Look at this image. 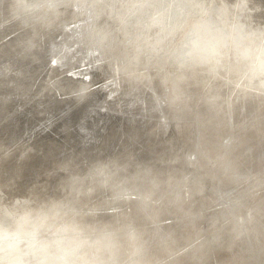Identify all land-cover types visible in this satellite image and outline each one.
I'll list each match as a JSON object with an SVG mask.
<instances>
[{
    "label": "rangeland",
    "instance_id": "374dc122",
    "mask_svg": "<svg viewBox=\"0 0 264 264\" xmlns=\"http://www.w3.org/2000/svg\"><path fill=\"white\" fill-rule=\"evenodd\" d=\"M62 2L67 5L66 7L63 4V7L60 9L61 15H63L62 17L64 18L61 17L60 20L55 18L46 29L31 30L24 29L18 23L12 21L9 13L5 14L4 12L6 8L4 6V0H0V108L3 105L2 100L5 101L8 99L7 97H10L5 101L7 103L9 102L5 108L6 112L9 107L13 108L14 105H16L20 108L19 111L21 115H25L27 126H33L37 123V127L31 136L32 139L29 142L14 144L9 140L13 135L21 131V125L23 124L22 119L18 120V118L15 117H8L5 112L0 118V185L13 186L17 189L18 194H22L27 188L31 187L32 184H47V186L55 187L59 178H49L47 173L51 172L55 166L62 161L72 159L83 168L87 162L96 159L107 157L119 158V160H122V163L126 162L125 164L128 166L130 174H135L138 171L144 173L148 178V183L137 186V188H135V186L127 188L120 200L113 199L110 192H97L92 197V203L94 206L98 207L99 211L104 213L106 218H131L145 228L149 239L152 241L156 264H264V94L262 91L248 85L245 82L246 78L244 79V75H237L238 69L233 66L232 73L228 74L218 71L211 72V76L208 75L209 77H207V72L205 71H197L188 74L186 78L195 79L196 76L202 72L206 79L205 82H199V87L197 89H201L197 92L200 94L197 92H195V95L196 93L198 94L197 96L192 94L194 99L197 100L199 98L197 101H191V98L187 100L185 95L177 94L182 97V100L186 99V103H189L186 105L190 108L189 112L191 113V117L189 119L184 118L183 113H186V111L179 112V105H170V103H177L179 100L173 98L175 95L170 93L169 89L172 88L171 85H169L167 89L163 86V78H161L160 82L162 83L160 84L161 88L165 90L162 89V94L160 93L162 98L160 94H157V91L153 92L155 88L152 83L156 71L157 74L160 71L164 77L165 74L171 73L169 67L159 64L161 67L160 69L157 63H149L148 61V63H146V61H141V64L144 65L140 64L137 67H133L126 58L125 49L118 35L113 38V40L117 41L113 42L112 40L104 46H94L86 40L85 33L81 32L82 29L80 30V28H82L80 25L86 23V18L78 7V0H62ZM222 2L226 4L229 3L227 7L232 9L230 4L232 2L231 0H223ZM256 2H258V0H254L253 4ZM215 3L216 0H205V6L210 10H213L212 6ZM68 6L71 9H69ZM237 8V11L232 9V13L237 15L233 14L235 16V24L243 22V27L245 28V26L247 27L253 23V18L249 17L248 19L250 22L246 25L247 21H249L247 19L248 15L246 14L247 17H243V11L241 8H239V10ZM222 9L225 10L223 5H221L220 10L223 11ZM2 13L4 15H2ZM226 17L228 16L226 15L225 18ZM238 17L242 21L238 20ZM104 19L107 20V18L102 17V24L96 22L98 24L97 26L103 27L110 25V21L107 20V23ZM226 19L232 21L230 17ZM255 21L256 20H254L252 24L254 26L256 23ZM240 25L242 27L241 23L239 26ZM256 26H258V24H256ZM247 29L249 28L247 27ZM24 33H26V35L20 38ZM69 35L70 38L68 37ZM83 35H85V38ZM65 37H68V40L67 42L65 41L67 47L65 46L66 51L64 50L65 52L62 54V58L65 60L61 66L57 64L61 58H56V61L54 60L55 62H53L50 51L52 48L51 45L54 42L62 38L66 39ZM75 40L76 42H74ZM69 41L71 43L73 42L75 45L71 44ZM26 46L27 49L23 51ZM40 46L43 58L37 52ZM67 48H70L72 52L69 49L67 50ZM9 50L15 51L10 52ZM104 53L105 55L103 56ZM65 56H68L70 59H68V57L65 58ZM65 62L67 64L64 66ZM122 64L123 67H121ZM114 66L115 68H113ZM109 67L111 70L114 69L115 71H111ZM143 67H145V69ZM146 68H148L149 71L148 69L146 70ZM108 77H110V79ZM116 82L117 85H115ZM204 85L208 88V93H211L208 100L209 102L211 101L210 104L213 103V107L208 109H205L203 104H201L200 95L202 97ZM21 87L25 90H21ZM146 87L147 89H145ZM222 88L227 90L223 91ZM131 89L134 90L132 91ZM147 90L152 94H150L149 97L145 94ZM186 92H188V88ZM97 94L99 96L104 94L105 99H100L98 103L97 101L99 98ZM122 94L123 97L121 96ZM125 94H127V96H125ZM144 94L146 95L144 98L148 103L145 104L146 106L144 105V110L146 109V114L144 115L146 116L143 115V121L149 119L148 117L151 113L147 111L150 110L152 103L154 104L155 102L152 108L157 111L155 114L158 113L155 118L157 125L155 129L153 124L149 122L151 124L145 125L140 133L146 136L147 133L153 130L154 136L156 137L157 134L160 141H162V144H160L161 146L163 145L162 147L157 144L151 146L152 143L156 141L154 138H152V141L149 140L152 136H148L147 143L140 142L137 137L138 127L136 125L127 124L130 123L133 118L128 115L112 112L113 110L108 108L112 99L113 101L119 99V101L123 103L128 102L131 97V99H139V96L142 95L143 97L145 96ZM49 95H55L56 98L53 97L54 99L51 98L47 101L45 98L49 97ZM88 95L90 97H88ZM130 95L131 97H129ZM120 98L125 101H122ZM74 100L82 102L84 108L82 110L78 109V104H76ZM55 101L56 103H54ZM159 101L161 102L159 103ZM133 102H135V99L131 101V103ZM168 103L169 107L166 106ZM193 104H195V106ZM247 104L253 105V112L248 115L245 106ZM97 105L100 113H102V117L99 116ZM172 106H178V108H171ZM191 107H194V109ZM196 107L199 108L200 112H209L211 110V112L216 113V115H220V119L211 117L208 113L204 114H207L209 120H207L206 117L201 118ZM2 111L4 110L2 109ZM30 112H32V114ZM77 112L81 114L76 116L75 114H77ZM195 113L197 116H195ZM171 114L172 116H170L169 119V115ZM74 115L76 116L74 127L78 135L77 137L79 138V151L71 145L73 143L68 142L69 147L64 145L65 143L62 142L63 137L60 135L59 129L52 127L55 123H58L60 126L64 125V123L66 124L67 120ZM94 116L98 117L97 121L93 118ZM106 117L116 118L118 124L115 123V125L123 127L128 126L134 131L126 132L123 130L116 133L108 132L109 130L105 125L108 120ZM236 117L238 119H236ZM9 119L14 120L13 122L11 121L13 123L11 127L9 125V123H11ZM86 120H93L92 125H86ZM170 120L176 121L171 123ZM204 121L209 122L205 127H201V129L204 130L203 134H209L210 138H213L212 134H210L214 128L212 125L216 122L218 123V128L220 129L214 133L217 141L219 140L218 146L213 147L205 142L207 138L203 140L200 138L199 126H202ZM225 121H227V124ZM250 121L252 122L248 123ZM78 123L86 126V131L84 132L85 140L80 138L79 129L77 127ZM161 126L165 127L162 128ZM72 128L73 127L70 126L68 130ZM188 128L191 129L192 135H190L189 139L185 136L183 139L182 135ZM98 130H101L102 135L106 134L105 136H107L104 140L107 141L104 142V144L106 143L105 145H101L100 143L102 142V137L98 134ZM166 132L168 133L166 134ZM110 133L114 136L113 138H111L112 136ZM117 134L130 135L129 137H131V140H126L124 142L117 138L115 140V135ZM165 134L166 136H164ZM92 135L97 139L94 137L95 142L90 143L89 137ZM165 138L168 139L166 140ZM179 138L182 141L184 140L185 150L187 151H181V148L177 150L175 148L177 146L173 147L170 153L169 151L167 152L166 158L168 159L170 156L168 161L155 166L157 172H155L154 175L144 172L140 162L135 163L137 160L136 157L139 158V155H142L140 158L145 157L143 161L150 162L151 159H148L153 157V153L166 150L167 147L178 142ZM70 140L71 139L68 138V141ZM214 141L216 142V139H214ZM226 141H228V143ZM215 142L213 143L216 144ZM55 146H58V148L60 147V149H56ZM141 146L145 149L149 146L147 148L149 152L147 154L143 152H139L140 154L135 151L132 152L133 149L135 150ZM61 149L62 151H60ZM71 149L72 151H70ZM145 149L144 152L146 153ZM22 150L23 153L20 154ZM178 168H180V170L176 172ZM180 173H183V179H181L182 175H180ZM167 177L169 178L167 179ZM196 179L201 182V186L198 188L196 187L197 183H195V181H197ZM145 188L150 191L151 199L148 201L146 211H143L139 206V201L144 195L142 191H144ZM241 241L244 242L242 243ZM212 245H214L213 249ZM252 249L253 251L261 250V257L258 253L256 257H252ZM257 257L259 258L256 259Z\"/></svg>",
    "mask_w": 264,
    "mask_h": 264
},
{
    "label": "clouds",
    "instance_id": "9594fccd",
    "mask_svg": "<svg viewBox=\"0 0 264 264\" xmlns=\"http://www.w3.org/2000/svg\"><path fill=\"white\" fill-rule=\"evenodd\" d=\"M62 7V0H9L8 13L24 29H46ZM78 7L91 44L104 46L118 35L131 65L173 69L165 87L226 64L264 78V29L241 27L205 0H78ZM101 17L110 25L98 27ZM47 175L59 178L55 187L36 184L18 194L0 185V264H156L145 228L131 218H106L92 203L97 192L122 199L127 188L148 183L144 173L130 174L119 158L107 157L83 168L62 161ZM150 199L145 188L143 211Z\"/></svg>",
    "mask_w": 264,
    "mask_h": 264
},
{
    "label": "bare ground",
    "instance_id": "6f19581e",
    "mask_svg": "<svg viewBox=\"0 0 264 264\" xmlns=\"http://www.w3.org/2000/svg\"><path fill=\"white\" fill-rule=\"evenodd\" d=\"M223 0H216V3L215 4H213V6H212V9L214 10V11H217V12H220V13H222L224 16H228V17H230L231 18V22H233L234 23V19H235V16L234 15H236L235 13H232V9L234 10V11H237L236 10V8L237 7H239V8H241V10L243 11V13L244 14H242L243 15V17H247L246 16V14L248 15V17H247V19L249 18V17H252L253 18V23H254V20H256L255 22V26L254 25H252L253 23H251L250 25H248V23L250 22V20L249 21H247V24L246 25H248L247 27L249 28V30H257V29H264V0H258V2H256L255 4H253V1L254 0H231L232 2L230 3L231 4V8L232 9H230L229 7H227V5L229 4H226V3H224V2H222ZM230 1V0H229ZM68 2V1H67ZM66 2V3H67ZM222 2V3H221ZM8 3H9V0H4V6L6 7L5 8V14H7L8 13ZM209 3V2H208ZM211 3V2H210ZM64 4V3H63ZM68 4H69V2H68ZM73 4V3H72ZM66 7H67V5L66 4H64ZM207 5V4H206ZM209 5V4H208ZM215 5V6H214ZM221 5H223V7L225 8V10L224 9H222L223 11H221L220 9H221ZM210 6V5H209ZM72 7V6H71ZM68 8L69 9H71L69 6H68ZM239 8H237L238 10H239ZM67 10V9H66ZM240 10V11H241ZM66 12V11H65ZM71 12V11H70ZM227 12V13H226ZM239 12V11H238ZM237 12V13H238ZM1 13V12H0ZM242 13V12H241ZM234 14V15H233ZM239 14V13H238ZM2 15H4L3 13H2ZM63 15H61V12H60V14L56 17L57 18V20H60V18L62 17ZM234 16V17H233ZM237 16V15H236ZM238 16H240V15H238ZM228 17H226V18H228ZM242 17V16H241ZM62 18H64V17H62ZM102 18V17H101ZM101 18L97 21V23H101ZM239 18V17H238ZM1 19V18H0ZM74 19V18H73ZM243 19V18H242ZM104 20H106V19H104ZM237 20V19H236ZM238 20H241L240 18L238 19ZM244 20V19H243ZM107 21V20H106ZM242 21V20H241ZM237 22V21H236ZM239 22V21H238ZM99 23V24H100ZM106 23V22H105ZM107 23H108V21H107ZM110 23V22H109ZM242 24V27H243V22H239L237 25H239V24ZM86 24H87V22L86 23H84V24H81L80 25V27H82V28H80V30L82 29V31L81 32H84L85 33V35H87V28H86ZM102 24V23H101ZM103 24H104V21H103ZM256 24H258V26H256ZM58 25V24H57ZM98 25V24H97ZM108 25V24H107ZM241 26V25H240ZM13 27V26H12ZM99 27V26H98ZM104 27V26H103ZM246 26H245V28H247ZM74 28V27H73ZM77 28V27H76ZM15 29V28H14ZM67 29V28H66ZM70 29V28H69ZM76 30V29H75ZM80 30H78V31H80ZM30 31V30H29ZM42 31V30H41ZM27 32V31H26ZM45 32H46V30H45ZM70 32V31H69ZM30 33V32H29ZM77 33V32H76ZM55 34V33H54ZM26 35V33H24L23 35H21L20 36V38H22L23 36H25ZM42 35V34H41ZM77 35V34H76ZM75 35V36H76ZM82 35V34H81ZM85 35H83L84 36V38H85ZM33 36V35H32ZM62 36V35H61ZM80 36V35H79ZM19 37V36H18ZM56 37V36H55ZM69 38H70V35L68 36ZM67 37V38H68ZM19 38V39H20ZM66 38V37H65ZM59 39V40H57L56 42H54L52 45H51V54H52V58H53V62H55L56 60V58H61L60 59V61H59V63H57V64H59V65H61L63 62H64V60L65 59H63L62 57V54H64V52L66 51L65 50V46H66V42H67V40L68 39ZM118 38V37H117ZM24 40V39H23ZM42 40V39H41ZM53 40V39H52ZM77 40V39H76ZM76 40L74 41V42H76ZM80 40V39H79ZM78 40V41H79ZM82 40V39H81ZM86 40H87V38H86ZM18 41V40H17ZM36 41V40H35ZM64 41V42H63ZM66 41V42H65ZM71 41V40H70ZM69 41V42H70ZM83 41V40H82ZM114 41H117V40H113V42ZM21 42V41H20ZM28 42V41H27ZM34 42V41H33ZM121 42V41H120ZM17 43V42H16ZM32 43V42H31ZM71 43V42H70ZM82 43V42H81ZM85 43H86V41H85ZM85 43H82V44H85ZM115 43H117V42H115ZM119 43V42H118ZM23 44V43H22ZM30 44V43H29ZM67 44H69V43H67ZM71 44H73V42L71 43ZM79 44V43H78ZM40 45V44H39ZM73 45H75V44H73ZM77 45V44H76ZM86 45V44H85ZM18 46V45H17ZM23 46V45H22ZM72 46V45H71ZM70 46V47H71ZM91 46V45H90ZM93 46V45H92ZM95 46V45H94ZM112 46V45H111ZM27 47V46H26ZM67 47V46H66ZM69 47V46H68ZM84 47V46H83ZM88 47V46H87ZM25 48V47H24ZM72 48V47H71ZM75 48H76V46H75ZM74 48V49H75ZM85 48V47H84ZM91 48V47H90ZM112 48V47H111ZM23 49V48H22ZM70 50V48H67V50ZM77 49H79V48H77ZM114 49V48H113ZM38 51V53L40 54V56L42 57V54H41V52H42V50H41V46L39 47V49H37ZM65 50V51H64ZM84 50V49H83ZM94 50V49H93ZM100 50H101V48H100ZM10 51V50H9ZM15 50H12V51H10V52H14ZM29 51V50H28ZM71 51V50H70ZM106 51V50H105ZM104 51V52H105ZM2 52V51H1ZM9 52V53H10ZM72 52V51H71ZM79 52H80V50H79ZM102 52V51H101ZM73 53H74V51H73ZM106 53H107V51H106ZM8 54V53H7ZM20 54V53H19ZM67 55H69V54H67ZM90 55V54H89ZM99 55V54H98ZM105 55V53L103 54V56ZM108 55V54H107ZM70 56V55H69ZM73 56H75V55H73ZM68 56H65V58H67ZM101 57H102V55H101ZM43 58V57H42ZM71 58H73V57H71ZM106 58V57H105ZM11 59V58H10ZM68 59H70L69 57H68ZM104 59V58H103ZM126 59V58H125ZM12 60V59H11ZM32 60H33V58H32ZM35 60V59H34ZM36 60H37V58H36ZM35 60V61H36ZM55 60V61H54ZM58 60V59H57ZM83 60V59H82ZM120 60V59H119ZM123 60H124V58H123ZM30 61V60H29ZM68 61H70V60H68ZM67 61V62H68ZM81 61V60H80ZM99 61H101V60H99ZM121 61H122V59H121ZM120 61V62H121ZM3 62V61H2ZM6 62H7V60H6ZM32 62V61H31ZM44 62V61H43ZM48 62V61H47ZM79 62V61H78ZM119 62V61H118ZM144 62V61H143ZM25 63V62H24ZM73 63V62H72ZM142 62H140V64H141ZM146 63H148L147 61H146ZM150 63V62H149ZM153 63V62H152ZM2 64V63H1ZM31 64V63H30ZM41 64V63H40ZM39 64V65H40ZM51 64V63H50ZM65 64H67L66 62L64 63V66H65ZM71 64V63H70ZM78 64V63H77ZM139 64V65H140ZM29 65V64H28ZM101 65V64H100ZM118 65H120V64H118ZM127 65V64H126ZM141 65H144V64H141ZM146 65V64H145ZM2 66V65H1ZM10 66V65H9ZM8 66V67H9ZM62 66V65H61ZM67 66V65H66ZM69 66V65H68ZM104 66V65H103ZM125 66V65H124ZM128 66H129V64H128ZM138 65H136V66H133V67H137ZM158 66H159V64H158ZM164 66V65H163ZM6 67V66H5ZM19 67V66H18ZM30 67H31V65H30ZM57 67V66H56ZM78 67V66H77ZM121 67H123V64H122V66ZM130 67V66H129ZM128 67V68H129ZM146 67V66H145ZM145 67H143L144 69H145ZM148 67V66H147ZM157 67V66H156ZM160 67V66H159ZM21 68V67H20ZM41 68V67H40ZM39 68V69H40ZM112 68V67H111ZM113 68H115V66L113 67ZM149 68V67H148ZM148 68H146V70L148 69ZM151 68V67H150ZM158 68V67H157ZM2 69V68H1ZM10 69V68H9ZM17 69V68H16ZM29 69V68H28ZM48 69V68H47ZM50 69H51V67H50ZM109 69H110V67H109ZM132 69V68H131ZM136 69V68H135ZM134 69V70H135ZM140 69V68H139ZM142 69V68H141ZM160 69H161V67H160ZM43 70V69H42ZM46 70V69H45ZM111 70V69H110ZM114 70V69H113ZM113 70H111V71H113ZM125 70V69H124ZM127 70V69H126ZM138 70V69H137ZM136 70V71H137ZM155 70H156V68H155ZM154 70V71H155ZM164 70H165V68H164ZM168 70V69H167ZM53 71V70H52ZM115 71V70H114ZM113 71V72H114ZM121 71V70H120ZM135 71V72H136ZM139 71V70H138ZM137 71V72H138ZM148 71H149V69H148ZM148 71H147V73H148ZM152 71V70H151ZM153 71V72H154ZM162 71V70H161ZM173 69H171L170 68V72L171 73H173ZM218 72H220V73H232V66L231 65H228V64H226L224 67H222L221 69H219V70H217ZM10 72V71H9ZM16 72V71H15ZM55 72V71H54ZM105 72V71H104ZM106 72H107V70H106ZM108 72H110V71H108ZM113 72H112V74H113ZM127 72V71H126ZM128 72H129V70H128ZM130 72H132V71H130ZM134 72V71H133ZM163 72V71H162ZM169 72V71H168ZM51 73V72H50ZM111 73V72H110ZM150 73V72H149ZM170 73V74H171ZM3 74V73H2ZM15 74V73H14ZM47 74V73H46ZM54 74V73H53ZM79 74V73H78ZM106 74V73H105ZM108 74V73H107ZM117 74V73H116ZM122 74H124V73H122ZM129 74V73H128ZM169 74V73H168ZM213 74V73H212ZM238 74H243V73H241L239 70H238V72H237V75ZM4 75V74H3ZM32 75V74H31ZM42 75V74H41ZM70 75V74H69ZM87 75V74H86ZM126 75V74H125ZM152 75V74H151ZM154 75V74H153ZM208 75H210L211 76V73L210 72H207V77H209ZM231 75V74H230ZM244 75V74H243ZM39 76V75H38ZM128 76V75H127ZM150 76V75H149ZM155 77H154V81H153V86H154V88H155V91H153V92H156L157 91V94H162V89L164 90V88H161V85L160 84H162V83H160L161 82V78H163V75H162V73L159 71V73L157 74V71H156V74L154 75ZM216 76V75H215ZM18 77V76H17ZM22 77V76H21ZM111 77H113V76H111ZM121 77V76H120ZM148 77V76H147ZM58 78V77H57ZM109 79H110V77H108ZM119 78V77H118ZM127 78V77H126ZM150 78V77H149ZM152 78H153V76H152ZM215 78H217V77H215ZM246 78V80H245V82L248 84V85H250L252 88H258V90L259 91H262V93L264 94V78H255V79H253V78H249L248 76H246V75H244V79ZM8 79V78H7ZM18 79V78H17ZM23 79H24V77H23ZM114 79V78H113ZM122 79V78H121ZM125 79V78H124ZM205 79H206V77L205 76H203V74H202V72L200 73V74H198L197 76H196V78L195 79H193V78H184L183 80H182V82H180L179 83V85L177 86V87H174L173 88V86H172V88L171 89H169V91H170V93H172V94H174L175 96H173V98H176V99H178L179 101L177 102V103H175V102H173L172 104L170 103V105H179V109H181V111L183 110V111H186V113H183V117L184 118H187V119H189L190 117H191V113L189 112V110H190V108H189V106L187 107V105L186 104H189V103H186L187 102V100H188V98H191V101L193 100H196V99H194L193 97H192V94H194L195 95V92H197L199 89H201V88H199V89H197L198 87H199V82H205ZM47 80V79H46ZM119 80V79H118ZM147 80V79H146ZM123 81V80H122ZM121 81V82H122ZM127 81H128V79H127ZM144 81V80H143ZM59 82V81H58ZM64 82H66V81H64ZM63 82V83H64ZM113 82V81H112ZM129 82V81H128ZM133 83V82H132ZM224 83V82H223ZM227 83V82H226ZM9 84V83H8ZM11 84V83H10ZM51 84V83H50ZM62 84V83H61ZM122 84V83H121ZM146 84V83H145ZM206 84V83H205ZM115 85H117V82H116V84ZM119 85H120V83H119ZM126 85V84H125ZM130 85H132V84H130ZM187 86V88H188V92H186L187 91V88H186V86ZM226 85V84H225ZM65 86V85H64ZM123 86V85H122ZM134 86V85H133ZM132 86V87H133ZM164 86V85H163ZM27 87V86H26ZM118 87H120V86H118ZM123 87H126V86H123ZM138 87V86H137ZM144 87V86H143ZM171 87V86H170ZM250 87V88H251ZM18 88V87H17ZM121 88V87H120ZM141 88V87H140ZM4 89V88H3ZM12 89V88H11ZM10 89V90H11ZM18 89H20V88H18ZM23 88L21 87V90H22ZM100 89V88H99ZM123 89V88H122ZM137 89V88H136ZM135 89V90H136ZM145 89H147V87L145 88ZM151 89V88H150ZM166 89H167V87H166ZM15 90V89H14ZM23 90H25V89H23ZM64 90H65V88H64ZM111 90V89H110ZM114 90V89H113ZM116 90V89H115ZM129 90V89H128ZM132 90V89H131ZM134 90V89H133ZM132 90V91H133ZM138 90V89H137ZM144 90V89H143ZM152 90V89H151ZM222 90L223 91H226L224 88H222ZM229 90V89H228ZM12 91V90H11ZM45 91V90H44ZM107 91V90H106ZM105 91V92H106ZM130 91V90H129ZM128 91V92H129ZM132 91H131V93H132ZM165 91V90H164ZM23 92V91H22ZM87 92V91H86ZM88 92H89V90H88ZM125 92V91H124ZM123 92V93H124ZM141 92V91H140ZM140 92H138V93H140ZM145 92V91H144ZM202 92V91H201ZM233 92H234V90H233ZM109 93V92H108ZM115 93V92H114ZM119 93V92H118ZM137 93V94H138ZM197 93H199V92H197ZM196 93V95L195 96H197L198 94ZM204 93V94H203ZM202 93V97H201V95H200V98H201V104H203V106L205 107V109H208V108H211V107H213V103L212 104H210V102H209V97L211 96V93H208V88L207 87H205V85H204V92ZM219 93V92H218ZM229 93V92H228ZM3 94V93H2ZM28 94V93H27ZM40 94V93H39ZM93 94V93H92ZM117 94V93H116ZM133 94H135V93H133ZM143 94V93H142ZM146 95H148V97L150 96V91H146V93H145ZM144 94V95H145ZM156 94V95H157ZM160 94V95H161ZM177 94H179V95H185L186 96V98H187V100L186 99H184V100H182V97H180L179 95H177ZM200 94V93H199ZM95 95V94H94ZM108 95V94H107ZM111 95V94H110ZM132 95V94H131ZM131 95L129 96V97H131ZM146 95L145 96H143L142 97V95H140L139 96V99H136V98H134L135 99V102H133V103H131V101H133L134 99H131L132 97H133V95H132V97L130 98V100H128V102H120L119 101V99H116L115 101H113V99H112V102L109 104V109L110 110H113L112 112H116V113H120V114H124V115H128V116H131L133 119H131V122L130 123H127V124H131V125H133V126H137L138 128H137V134H138V139H139V141L140 142H142V143H147L148 142V136H145V135H143V134H141L140 132L142 131V128L143 127H145V125H149V124H153V126L155 127V129H156V125H157V123L155 122V118H156V116H157V114H155L157 111H155L152 107H154V105H155V102H154V104L152 105V107H150V110H148L147 112H150L151 114L149 115V121H146L145 120V122L144 121H142V119H143V115L144 114H146L145 112H146V109L144 110V105L146 104V103H148V101H146L145 100V98L144 97H146ZM152 95V94H151ZM222 95V94H221ZM9 96V95H8ZM114 96V95H113ZM119 96V95H118ZM122 97H123V94L121 95ZM125 96H127V94H125ZM158 96V95H157ZM239 96V95H238ZM237 96V97H238ZM31 97V96H30ZM39 97V96H38ZM138 97V96H137ZM147 97V98H148ZM159 97V96H158ZM8 99L10 98V97H7ZM18 98H20V97H18ZM22 98V97H21ZM35 98V97H34ZM92 98H94V97H92ZM110 98H111V96H110ZM117 98H119V97H117ZM160 98V97H159ZM161 98H162V95H161ZM184 98V97H183ZM8 99H6V100H8ZM28 99V98H27ZM31 99V98H30ZM44 99V98H43ZM43 99H41V100H43ZM54 99V98H53ZM107 99V98H106ZM115 99V98H114ZM121 99V98H120ZM155 99V98H154ZM199 99V98H198ZM197 99V100H198ZM5 100V101H6ZM11 100V99H10ZM93 100H95V99H93ZM122 100V99H121ZM148 100H150V99H148ZM158 100V99H157ZM162 100V99H161ZM196 100V101H197ZM4 100H2V107L0 108V118L2 117V115L4 114V112L8 115V117H15V118H18V120H21L22 119V121H23V124L21 125V131L18 133V134H15V135H13V137H11L10 138V142H12V143H14V144H19V143H21V144H23V143H27V142H29L32 138H31V136L33 135V131L36 129V125H37V123H35L33 126H27V122L25 121V115L24 116H22L21 115V113H20V108L19 107H17L16 105H14V107L13 108H8V110H7V112H6V107H7V105L9 104V102L7 103V102H5ZM22 101V100H21ZM106 101V100H105ZM122 101H125V100H122ZM153 101V100H152ZM218 101V100H217ZM250 101V100H249ZM251 101H252V98H251ZM263 101V100H262ZM30 102H31V100H30ZM87 102V101H86ZM85 102V103H86ZM110 102V101H109ZM150 102V101H149ZM158 102V101H157ZM161 101H159V103H160ZM195 102V101H194ZM199 102V101H198ZM18 103V102H17ZM16 103V104H17ZM39 103V102H38ZM41 103V102H40ZM68 103V102H67ZM151 103V102H150ZM164 103H166V102H164ZM250 103V102H249ZM25 104V103H24ZM69 104V103H68ZM103 104V103H102ZM106 104H107V101H106ZM163 104V103H162ZM167 104V103H166ZM197 104V103H196ZM233 104V103H232ZM149 105V104H148ZM161 105V104H160ZM194 106H195V104H193ZM192 105V106H193ZM10 106V105H9ZM67 106V105H66ZM98 106V105H97ZM146 106V105H145ZM158 106V105H157ZM165 106V105H164ZM167 107H169V103H168V105H166ZM246 106V109H247V111H246V109H245V111L247 112V115L248 114H251L252 112H253V105L252 104H247V105H245ZM21 107V106H20ZM32 107V106H31ZM43 107V106H42ZM94 107V106H93ZM100 107H102V106H100ZM62 108V107H61ZM69 108V107H68ZM67 108V109H68ZM159 108V107H158ZM165 108V107H164ZM171 108H178V106L177 107H174V106H172ZM191 108H193L194 109V107H191ZM2 109L4 110V111H2ZM29 109V108H28ZM43 109V108H42ZM66 109V108H65ZM64 109V110H65ZM115 109V110H114ZM156 109H157V107H156ZM161 109H162V107H161ZM166 109V108H165ZM23 110V109H22ZM63 110V109H62ZM91 110V109H90ZM104 110V109H103ZM106 110V109H105ZM109 110V111H110ZM196 110H198L199 111V108L198 107H196ZM243 110V109H242ZM32 111V110H31ZM41 111V110H40ZM47 111V110H46ZM56 111V110H55ZM161 111V110H160ZM167 111V110H166ZM176 111H177V109H176ZM195 111V110H194ZM33 112V111H32ZM32 112H30L31 114H32ZM35 112V111H34ZM42 112V111H41ZM92 112V111H91ZM173 112V111H172ZM172 112H170V113H172ZM36 113V112H35ZM34 113V114H35ZM50 113V112H49ZM161 113V112H160ZM162 113H163V111H162ZM201 113H208V112H201ZM227 113V112H226ZM23 114H24V112H23ZM26 114H27V112H26ZM166 114V113H165ZM28 115V114H27ZM197 114L195 113V116H196ZM210 115V114H209ZM31 116V115H30ZM100 117H102V115H99ZM111 116V115H110ZM144 116H146V115H144ZM170 116H172V114L171 115H169V119H170ZM173 116H174V114H173ZM230 116V115H229ZM29 117V116H28ZM31 117H34V116H31ZM39 117V116H38ZM51 117V116H50ZM80 117V116H79ZM112 117V116H111ZM111 117H106L108 120L106 121V123H105V125H106V128L109 130L108 132H119V131H123V130H125L126 132H133L134 130H132V128L130 127H123V126H120V125H115V123H117L118 124V122H117V119L116 118H111ZM166 117V116H165ZM167 117H168V113H167ZM181 117V116H180ZM226 117V116H225ZM224 117V118H225ZM233 117H235V116H233ZM250 117V116H249ZM15 118H14V120H15ZM175 118H176V115H175ZM228 118V117H227ZM226 118V119H227ZM66 119V118H65ZM146 119H147V117H146ZM174 119V118H173ZM183 119V118H182ZM182 119H180V120H182ZM195 119H196V117H195ZM236 119H238L237 117H236ZM14 120H11V119H9V121L11 122H13ZM26 120H27V118H26ZM61 120V119H60ZM100 120V119H99ZM144 120V119H143ZM172 120V119H171ZM170 120V121H171ZM228 120V119H227ZM21 121V122H22ZM44 121V120H43ZM50 121V120H49ZM52 121V120H51ZM174 122L176 121V120H173ZM173 121H171V123L173 122ZM9 123V125H10V127L13 125V123ZM20 122V121H19ZM41 122V121H40ZM129 122V121H128ZM149 122H151V123H149ZM173 122V123H174ZM226 122V124H227V121H225ZM230 122V121H229ZM252 121H250V122H248V123H251ZM164 123V122H163ZM49 124V123H48ZM65 124V123H64ZM170 124V123H169ZM168 124V125H169ZM231 124V123H230ZM31 125V124H30ZM199 125H200V123H199ZM40 127V126H39ZM77 127H78V129H79V133H80V138L82 139V140H85L86 138L84 137L85 136V131H86V126L85 125H83V124H81V123H78V125H77ZM104 127V126H103ZM110 127H112V130H111V128ZM162 127V126H161ZM163 127H165V126H163ZM162 127V128H163ZM168 127V126H167ZM173 127V126H172ZM231 127V126H230ZM38 129V128H37ZM77 129V130H78ZM158 129V128H157ZM174 130V129H173ZM161 131V130H160ZM104 132V131H103ZM40 133V132H39ZM163 133H164V129H163ZM163 133H162V135H163ZM168 132H166V134H167ZM175 133V132H174ZM166 134L164 135V136H166ZM106 135V134H105ZM109 135V134H108ZM110 135L112 136L111 138H113L114 136L110 133ZM53 136V135H52ZM116 137H115V140H116V138L117 139H119V140H121V141H126L127 139L126 138H128L130 135H119V134H117V135H115ZM95 137V136H94ZM94 137H93V135L91 136V137H89V142L91 143V142H95L94 141ZM58 138V137H57ZM96 138V137H95ZM235 138V137H234ZM263 138V137H262ZM97 139V138H96ZM232 139V138H231ZM21 141H24V142H21ZM130 141V140H129ZM174 141V140H173ZM230 141H232V140H230ZM42 142V141H41ZM61 142V141H60ZM99 142V141H98ZM107 142V141H106ZM227 143H228V141H226ZM44 143V142H43ZM56 143V142H55ZM45 144V143H44ZM58 144V143H57ZM106 144V143H105ZM128 144V143H127ZM43 145V144H42ZM64 145H66V144H64ZM126 145V144H125ZM171 145V144H170ZM100 146V145H99ZM56 147V149H60V147L58 148V146H55ZM69 147V146H68ZM130 147V146H129ZM136 147V146H135ZM142 147V146H141ZM149 147V146H148ZM147 147V148H148ZM35 149V148H34ZM47 149V148H46ZM106 149V148H105ZM40 150V149H39ZM127 150V149H126ZM125 150V151H126ZM134 150V149H133ZM60 151H62V149L60 150ZM70 151H72V149L70 150ZM73 151H74V149H73ZM104 151V150H103ZM106 152V151H105ZM2 153V152H1ZM73 153V152H72ZM71 153V154H72ZM74 153H76V152H74ZM137 153V152H136ZM139 153V152H138ZM140 154V153H139ZM2 155V154H1ZM196 155V154H195ZM75 156H77V155H75ZM91 156V155H90ZM138 156V155H137ZM140 156H142V155H139V158H140ZM153 156V155H152ZM170 157V156H169ZM172 159H173V157H172ZM195 160V159H194ZM193 160V161H194ZM127 161H130V160H127ZM172 161V160H171ZM170 161V162H171ZM82 163V162H81ZM126 163V162H125ZM124 163V164H125ZM133 164V163H132ZM135 164V163H134ZM55 165V164H54ZM1 166V165H0ZM14 169V168H13ZM51 169V168H50ZM15 170V169H14ZM196 172V171H195ZM11 175H14L13 173H10ZM42 175V174H41ZM45 175V174H44ZM163 175V174H162ZM197 177V176H196ZM199 179V178H198ZM197 180V179H196ZM37 181V180H36ZM259 182V181H258ZM45 184H42L41 186H44ZM47 185V184H46ZM32 186H33V184H32ZM240 192V191H239ZM107 201V200H106ZM105 203V202H104ZM126 203V202H125ZM151 234V233H150ZM154 238V237H153ZM242 242V241H241ZM244 242V241H243ZM242 242V243H243Z\"/></svg>",
    "mask_w": 264,
    "mask_h": 264
},
{
    "label": "water",
    "instance_id": "95a60500",
    "mask_svg": "<svg viewBox=\"0 0 264 264\" xmlns=\"http://www.w3.org/2000/svg\"><path fill=\"white\" fill-rule=\"evenodd\" d=\"M25 49H27V47L26 48H24L23 49V51L25 50ZM22 51V52H23ZM21 52V53H22ZM97 88V87H96ZM98 95V94H97ZM105 95L103 94V95H101V96H99L98 95V98H99V100L97 101L98 103L100 102V99H102V98H104L105 99V97H104ZM53 97H55V95L53 96V95H49V97H47V98H45V99H47V101L49 100V99H51V98H53ZM88 97H90L89 95H88ZM87 97V98H88ZM56 98V97H55ZM75 101V100H74ZM76 102V104H78V109H80V110H82L83 108H84V105L82 104V102H80V101H75ZM54 103H56V101L54 102ZM152 105H153V103H152ZM98 107V106H97ZM182 109V108H181ZM181 109H179L180 111L179 112H182L181 111ZM69 111V110H68ZM79 111V110H78ZM151 111V110H150ZM98 113H99V115H102V113H100V110H99V107H98ZM81 113L80 112H77V114H75L76 116H78V115H80ZM198 114L199 115H201V118H207V120H209V118L207 117V114H201V112H200V110H199V112H198ZM208 114H210V116L211 117H216V118H219L220 119V115L218 116V115H216V113H214V112H211V110L208 112ZM72 116L70 119H68L67 120V123L66 124H64V125H62V126H60L58 123H55L52 127H54V128H57V129H59V133H60V135L63 137L62 139V142L63 143H65L66 144V146H68L69 145V143L68 142H70V143H73V144H71V145H73L74 147H75V149L76 150H78L79 151V147H80V145H78V142H79V138L77 137L78 135L76 134V131H75V122H76V116ZM113 115V114H112ZM197 116V115H196ZM94 119H95V121H97V119H98V117L97 116H94L93 117ZM75 120V121H74ZM142 121H143V119H142ZM147 121H149V120H147ZM145 122V121H144ZM208 122L209 121H204L203 123H202V126L200 125L199 126V133H200V138L203 140L204 138L206 139L207 138V140L205 141L206 143H208V144H210L211 146H213V147H216V146H218L219 145V140L217 141V138L215 137V132L218 130V129H220V128H218V123L216 122L215 124H213L212 126H214V128L212 129V131L210 132V134H212V136H213V138H210L209 137V134H203V132H204V130H202L201 129V127H205V125L206 124H208ZM92 123H93V120H86L85 121V124L86 125H92ZM203 124H204V126H203ZM70 126H72L73 128L71 129V130H68V128L70 127ZM172 126H173V124H172ZM187 127H189V126H187ZM220 127V126H219ZM111 128V130H112V127H110ZM204 129H206V128H204ZM188 131V132H187ZM186 132H184L183 133V139H184V136L185 137H187L188 139L190 138V135H192L191 134V129L190 128H188V130H187ZM98 134L102 137V142H100L101 143V145H105L104 144V142H106V141H104L105 140V137H107V136H105V135H102V132H101V130H98ZM155 134H156V132H155ZM146 136H152L149 140L150 141H152V138H154V139H156V141L154 142V143H152V145L151 146H154V144H157V145H160V144H162L161 142L162 141H160V139H159V136L156 134V137L154 136V131L152 130V131H150L149 133H147V135ZM158 136V137H157ZM68 138H70L71 140L70 141H68ZM159 140H158V139ZM127 140H131V137H129V138H126ZM153 139V140H154ZM166 139V138H165ZM168 139V138H167ZM166 139V140H167ZM214 139H216V142L214 141ZM106 140H107V138H106ZM182 140H180V138H179V140H178V142H176V143H174V144H172V146H169V147H167L166 148V150H160L158 153H153L152 155H153V157H151V158H149L148 160H150V162L148 161V162H145V161H143L144 160V158L145 157H143V158H138V157H136V162L135 163H138V162H140V164L142 165V167H143V170H144V172H146V173H152L153 175L155 174V172H157L156 170H155V166L156 165H159V164H161V163H164V162H167L168 161V159L170 158H166V156H167V152L169 151V153L172 151V149H173V147H175V146H177V147H175L177 150L179 149L180 150V148H181V151H187V150H185V142H184V140L181 142ZM213 142H215L216 144H214ZM118 143H119V141H118ZM100 145V146H101ZM161 146V145H160ZM163 146V145H162ZM161 146V147H162ZM144 147H138L137 149H135V150H133L132 152H143L144 154H147L149 151H147V147H146V153L144 152ZM162 149V148H161ZM184 152V153H185ZM23 153V150L20 152V154H22ZM143 154V155H144ZM67 157V156H66ZM120 161H122V160H120ZM180 168H182V167H180ZM180 168H178L177 169V171L176 172H178V170H180ZM159 173V172H158ZM169 174V173H168ZM177 174V173H176ZM180 175H182L181 176V179H183L184 178V175H183V173H180ZM169 177H167V179H168ZM195 183H197L196 184V187L198 188V187H200L201 186V182H199V180H197V181H195ZM135 188H137V186H135ZM143 189V188H142ZM142 193H144V191H142ZM213 247H212V249L214 248V245H212ZM206 253H207V251H206ZM260 254L259 256L261 257V250H256V251H253V249H252V254H251V256L252 257H256V254ZM259 257H257L256 259H258Z\"/></svg>",
    "mask_w": 264,
    "mask_h": 264
}]
</instances>
